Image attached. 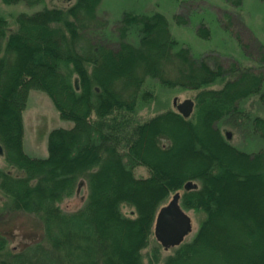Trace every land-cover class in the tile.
Listing matches in <instances>:
<instances>
[{
	"label": "trees",
	"instance_id": "1",
	"mask_svg": "<svg viewBox=\"0 0 264 264\" xmlns=\"http://www.w3.org/2000/svg\"><path fill=\"white\" fill-rule=\"evenodd\" d=\"M103 1L23 13L14 31L0 15V153L17 171L0 169V220L23 212L44 225L43 240L18 251L0 235V264H264V148L241 151L218 127L245 116L264 141V118L242 105L254 97L264 105V68L226 64L215 53L196 59L188 48L176 52L159 12L124 13L119 39L108 42L106 33L95 36L107 29L98 16ZM174 63L179 74L171 80ZM148 79L199 91L192 115L169 111L139 120L140 101L154 98L144 90ZM218 82L222 88L211 89ZM32 90L46 93L60 117L74 123L50 132L47 157L24 149ZM139 166L150 175L137 177ZM190 181L198 189L186 191ZM85 185L84 206L64 211L61 205ZM180 191L183 208L201 214L200 227L162 257V245L151 246L156 215Z\"/></svg>",
	"mask_w": 264,
	"mask_h": 264
},
{
	"label": "rangeland",
	"instance_id": "2",
	"mask_svg": "<svg viewBox=\"0 0 264 264\" xmlns=\"http://www.w3.org/2000/svg\"><path fill=\"white\" fill-rule=\"evenodd\" d=\"M75 2L76 0H42L37 4H30L29 0H21L15 4L6 5L3 0H0V15L8 20L10 30L14 31L18 27L16 21L23 13L32 14L44 8L68 9ZM126 12L137 15H152L159 12L165 15L171 34L178 43L176 52L188 48L196 59L215 53L226 64L236 62L255 69L264 68V0H243L241 7L232 6L227 0H104L99 7L98 16L107 22V29L96 33L95 36L106 33L108 42H117L119 21ZM224 13H229V16H224ZM177 15L184 17L187 22L179 23L176 19ZM203 25L207 29L200 32ZM206 33L209 35L205 36ZM136 39L134 37L130 40L138 44ZM174 64L168 67V77L171 80L177 79L179 74L176 69L177 63ZM222 86L223 84L218 82L211 89L218 90ZM144 87V90L152 93L154 98L150 102L140 101L136 116L141 121L169 111L179 112L175 105L176 101L180 104L186 100H193L196 104L199 93V91H191L179 86H165L153 79H148ZM242 105L244 112L246 110L252 116L264 118V105L258 97L251 98ZM247 119L244 116L236 121L227 120L220 123L218 127L230 144L241 151L257 153L264 148V141L254 134L251 123ZM73 126V122L65 121L60 117L59 111L46 93L31 91L28 106L24 112V149L30 156L47 157L50 132L57 128L71 129ZM0 169L17 173L14 168L9 167L1 153ZM135 174L137 177H148L150 172L147 168L139 166L135 168ZM196 183L199 185L198 181ZM180 192L183 195V191ZM88 194L89 191L85 185L76 196L61 205L62 209L66 212L81 209ZM0 197H2L1 193ZM123 212L128 217H134L132 215L135 209L125 205ZM187 212L193 220V232L185 242L195 237L201 221V214L193 210ZM0 235L9 240V248L18 251L41 242L44 238V225L37 217L29 214L5 212L0 220ZM155 241L157 243L153 237L152 247L155 246ZM151 248L144 251L147 259ZM171 254H173L172 249L162 248V257ZM146 262L148 263V260Z\"/></svg>",
	"mask_w": 264,
	"mask_h": 264
},
{
	"label": "water",
	"instance_id": "3",
	"mask_svg": "<svg viewBox=\"0 0 264 264\" xmlns=\"http://www.w3.org/2000/svg\"><path fill=\"white\" fill-rule=\"evenodd\" d=\"M175 105L184 117H190L195 109L193 100H186L183 103ZM199 185L194 182H188L184 189L191 191L198 189ZM182 194L177 192L171 200L160 208L156 215L154 236L155 239L166 250L179 247L185 243L187 237L193 232L192 217L182 206Z\"/></svg>",
	"mask_w": 264,
	"mask_h": 264
},
{
	"label": "flooded vegetation",
	"instance_id": "4",
	"mask_svg": "<svg viewBox=\"0 0 264 264\" xmlns=\"http://www.w3.org/2000/svg\"><path fill=\"white\" fill-rule=\"evenodd\" d=\"M178 106V105H177Z\"/></svg>",
	"mask_w": 264,
	"mask_h": 264
}]
</instances>
